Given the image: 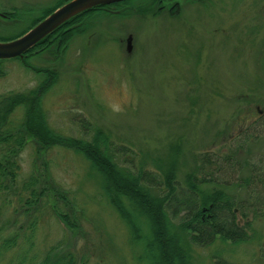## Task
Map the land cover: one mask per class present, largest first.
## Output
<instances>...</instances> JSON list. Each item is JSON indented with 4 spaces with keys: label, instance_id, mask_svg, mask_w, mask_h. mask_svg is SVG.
Returning <instances> with one entry per match:
<instances>
[{
    "label": "rangeland",
    "instance_id": "374dc122",
    "mask_svg": "<svg viewBox=\"0 0 264 264\" xmlns=\"http://www.w3.org/2000/svg\"><path fill=\"white\" fill-rule=\"evenodd\" d=\"M58 1L0 0L1 14L15 7L29 14L23 24L0 29V35L26 29ZM151 1L88 16L64 46L51 44L28 58L35 68L56 73L55 84L40 104L48 128L87 142L102 133L120 169L156 172L155 194L164 190L167 172L185 188L197 154H233L239 162L250 160L262 167L264 128L258 127L263 118L257 108L264 112V0H164L153 8L148 7ZM142 6L147 10L139 11ZM0 68V100L10 92L33 89L41 80L21 61H3ZM21 114L14 108L10 117L16 122ZM25 140L19 180L33 174L35 163V173L50 175L68 196L65 206L68 211L73 206L80 228L72 235L49 209L38 208L32 214L40 215V220L29 259L40 262L59 244L61 251L73 254L75 264H145L138 261L140 250L131 245L128 228L103 196L91 164L61 146L45 149L31 136ZM247 172L232 175L225 180L228 184H205L198 190L245 202L246 186L238 182ZM252 205L250 199L246 209L235 210L237 224L248 223L247 240L216 241L203 248L184 244L191 264H215L218 258L264 264V207L258 211ZM0 209L5 211L2 203ZM21 213L18 221L25 226ZM11 214L12 208L0 226L6 227ZM141 227L148 231L144 220Z\"/></svg>",
    "mask_w": 264,
    "mask_h": 264
},
{
    "label": "trees",
    "instance_id": "16d2710c",
    "mask_svg": "<svg viewBox=\"0 0 264 264\" xmlns=\"http://www.w3.org/2000/svg\"><path fill=\"white\" fill-rule=\"evenodd\" d=\"M68 1L70 0H59L42 15L51 13ZM135 1L138 0L100 6L83 12L70 19L45 39L50 40L51 44L56 43V47L60 48L66 44L73 31L80 32L78 24L84 18L107 13L108 9L129 6ZM163 1L152 0L148 7L159 6ZM143 6L139 11L147 10ZM176 9L177 6H174L175 13ZM9 16L16 18L18 14L11 11ZM74 25L78 27L67 33L62 32L63 28L74 27ZM23 32L25 30L10 36L0 35V41L12 40ZM50 45L41 41L29 50L25 57L14 59L21 61L27 69L40 76L41 80L36 87L24 92H10L0 100V203L5 208V211L0 209V220L12 208V214L6 221V227L0 226V264H23L26 260L25 264H75L73 254L68 250L61 251L59 244L51 247L40 262L35 263L32 257L30 259L28 257L34 245V234L40 220V215L34 218L32 214H37L38 208L39 210L42 207L49 209L72 235L79 233L80 228L73 206L69 211L65 206L66 202L70 203L68 196L60 191L50 175L35 173V163L32 169L33 174L19 180L21 175L19 156L26 145V136H31L45 149L49 146H61L63 149L71 150L91 164L95 176L101 180L100 189L103 196L106 197L108 204L119 218L124 221L129 230L131 245L140 250L139 262L191 264L184 244L203 248L216 241L239 243L248 239L246 234L248 223L239 226L236 222L235 210L246 209L250 205V199L253 203L250 207L258 211L264 207V168H262L264 165L261 167L256 164L257 162L254 164L250 160L239 162L234 156L232 157L233 154L230 156L216 153L197 154L196 166L188 174L185 188L175 181L173 173L167 172L162 180L164 190L161 194H155L153 187L158 184L153 186L157 177L156 172L120 169L112 161V156L108 153L109 142L102 133L96 132L93 140L87 142L58 135L48 128L40 104L45 94L55 84L56 73L47 69L35 68L27 60L45 52ZM2 63L3 61H0V66ZM2 75L3 71L0 68V76ZM14 108L20 109L22 113L16 122L10 117ZM81 123L84 128L89 126L84 120H81ZM119 149L123 150L125 147L121 146ZM260 162L264 164V158H261ZM245 169L248 171L247 176L239 179L238 182V185L246 186L248 199L245 202H236L233 198L219 192L207 194L198 190L200 185L228 184L226 179L232 175L241 174ZM55 197L59 198L62 205L56 203ZM49 198L52 200L48 203ZM124 198L127 200L124 201ZM19 209L24 212L25 226L21 224L22 221H18L23 216ZM242 216H244L243 212ZM142 220L147 225V232L141 227ZM174 220H177L176 224ZM180 235L185 236L186 239L182 241ZM215 264L235 263L218 258Z\"/></svg>",
    "mask_w": 264,
    "mask_h": 264
},
{
    "label": "water",
    "instance_id": "95a60500",
    "mask_svg": "<svg viewBox=\"0 0 264 264\" xmlns=\"http://www.w3.org/2000/svg\"><path fill=\"white\" fill-rule=\"evenodd\" d=\"M130 0H70L24 35L11 41L0 42V60L22 57L37 43L75 16L100 6H111ZM132 37L126 40L127 52H131Z\"/></svg>",
    "mask_w": 264,
    "mask_h": 264
},
{
    "label": "flooded vegetation",
    "instance_id": "af4514ba",
    "mask_svg": "<svg viewBox=\"0 0 264 264\" xmlns=\"http://www.w3.org/2000/svg\"><path fill=\"white\" fill-rule=\"evenodd\" d=\"M60 6H62V5H60ZM59 6V7H60ZM16 9L14 10V11H20V13L21 14H19L16 18H12L11 16H9V14H10V12H8V13H3V14H1L0 13V29H4V27H5V29L6 28H13V27H15V26H17V25H19V24H23L22 23V21H24L25 19H27V17H28V11H27V13H26V11H22V10H20V7H15ZM58 8V7H57ZM56 9V8H55ZM54 9V10H55ZM53 10V11H54ZM52 11V12H53ZM51 12V13H52ZM51 13H49V14H47V15H40V17H38V18H35V20H34V22L32 23V24H30L29 26H27L26 27V29H24L25 30V32H23L21 35H19V36H17L16 38H19V37H21L22 35H24L27 31H29L30 29H32L33 27H35L36 25H38L41 21H43L46 17H48ZM5 25V26H3V25ZM60 28V27H59ZM59 28H57V29H59ZM56 29V30H57ZM67 28L65 27V28H63L62 29V31H64L63 33H67V30H66ZM24 30H22V31H24ZM19 32H21V31H19ZM54 32V31H53ZM16 38H14V39H16ZM41 41H43V43L44 44H48V45H50L51 44V41L50 40H47V39H43V40H41ZM40 41V42H41ZM39 42V43H40ZM60 42V41H59ZM38 44V43H37ZM26 56V54L23 56V57H25ZM257 112H258V116H259V118H263V120H262V122H261V125H259L258 127H259V129H263L264 127H262V124H264V112L262 111V110H260L259 108H257ZM264 136V135H263ZM263 138V137H262Z\"/></svg>",
    "mask_w": 264,
    "mask_h": 264
}]
</instances>
